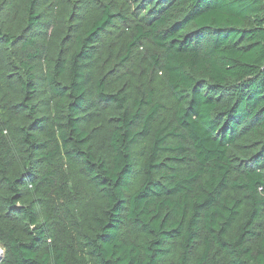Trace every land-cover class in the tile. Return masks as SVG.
<instances>
[{
    "label": "trees",
    "instance_id": "16d2710c",
    "mask_svg": "<svg viewBox=\"0 0 264 264\" xmlns=\"http://www.w3.org/2000/svg\"><path fill=\"white\" fill-rule=\"evenodd\" d=\"M0 264H264V0H0Z\"/></svg>",
    "mask_w": 264,
    "mask_h": 264
},
{
    "label": "water",
    "instance_id": "95a60500",
    "mask_svg": "<svg viewBox=\"0 0 264 264\" xmlns=\"http://www.w3.org/2000/svg\"><path fill=\"white\" fill-rule=\"evenodd\" d=\"M3 251L0 248V258L2 257Z\"/></svg>",
    "mask_w": 264,
    "mask_h": 264
},
{
    "label": "rangeland",
    "instance_id": "374dc122",
    "mask_svg": "<svg viewBox=\"0 0 264 264\" xmlns=\"http://www.w3.org/2000/svg\"><path fill=\"white\" fill-rule=\"evenodd\" d=\"M1 248V247H0ZM1 250H2V248H1ZM3 251V250H2Z\"/></svg>",
    "mask_w": 264,
    "mask_h": 264
}]
</instances>
